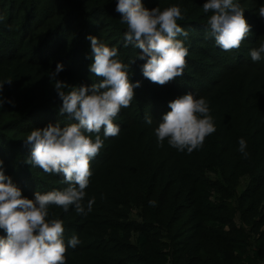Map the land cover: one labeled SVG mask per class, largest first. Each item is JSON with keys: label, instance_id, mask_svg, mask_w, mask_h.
<instances>
[{"label": "trees", "instance_id": "16d2710c", "mask_svg": "<svg viewBox=\"0 0 264 264\" xmlns=\"http://www.w3.org/2000/svg\"><path fill=\"white\" fill-rule=\"evenodd\" d=\"M165 1L142 3L163 11ZM116 4L117 0H0V15L5 17L0 21V84L12 81L3 89V98L13 102L0 108L5 175L31 199L37 191L54 190L43 169L25 163L31 147L24 140L50 123H75L59 115L62 101L50 75L63 64L57 80L88 86L101 82L89 71L93 61L87 37L94 36L117 48L120 61L129 65L131 82L141 85L135 97L148 92L152 100L162 93L204 98L216 131L191 154L167 140L159 149L155 130L171 111V101L159 99L160 109L152 102L154 111L146 112L153 122L146 123L145 130L131 122L114 123L119 134L137 130L122 144L124 153L113 148L104 163L108 167L99 194L118 211L109 210L113 217L107 219L106 231L76 258L89 256L85 264H264V59L253 62L250 56L264 36L261 20L245 16L252 35L240 49L224 51L207 24L213 13L188 10L186 19L178 21L189 33L179 37L189 52L187 67L182 77L161 86L143 76L146 61L136 59L131 65L142 52L132 45L124 47L127 25L115 11ZM18 68L35 71L19 79V89ZM234 78L240 81L232 87ZM111 138L118 143V138ZM241 138L247 143V159L239 152ZM91 170L98 179L97 165ZM242 178L247 184L239 193ZM6 235L0 229V237Z\"/></svg>", "mask_w": 264, "mask_h": 264}, {"label": "clouds", "instance_id": "9594fccd", "mask_svg": "<svg viewBox=\"0 0 264 264\" xmlns=\"http://www.w3.org/2000/svg\"><path fill=\"white\" fill-rule=\"evenodd\" d=\"M205 13L213 15L207 21L216 45L224 50L240 49L242 43L252 35V26L245 19V11L234 0H207L203 5ZM115 11L122 16L121 22L127 25L124 47L129 45L141 50L136 59L146 61L142 74L150 82L164 86L184 75L189 52L183 40L189 33L178 21L186 19L187 9L171 6L147 9L142 0H117ZM259 18L264 19V6L259 8ZM5 17L0 15V21ZM11 27V26H9ZM91 42L93 62L89 71L101 82L91 86L72 87L56 77L64 70L58 64L50 78L55 81L54 88L62 104L59 115L75 121L66 126L60 123L48 124L35 129L24 140L31 147V155L25 161L32 167L43 169L47 174L63 176L68 185L63 191L35 193L34 199L23 197L10 176L5 175L3 161L0 160V229L6 238L0 237V264H67V248L75 249L81 241L74 235L64 240L63 221L50 216V207L56 206L67 213L70 207L77 214L87 215L92 211L94 199L85 205L86 189L93 175L91 161L104 146L100 133L105 138L116 137L120 127L114 124L122 108L131 106L135 98V84L129 77V65L120 61L118 49L108 47L94 36L87 37ZM253 62L264 59V43L250 51ZM9 80L5 84H11ZM5 84H0V108L4 103H13L3 98ZM71 87V91L65 89ZM171 111L162 117L155 130L162 147L164 141L180 152H192L203 147L206 137L215 133L216 127L210 115L209 105L204 98L197 99L192 93L183 95L171 102ZM147 124L153 120L145 116ZM90 134H95L92 139ZM247 143L239 140V152L245 159ZM155 201H149L155 206Z\"/></svg>", "mask_w": 264, "mask_h": 264}, {"label": "rangeland", "instance_id": "374dc122", "mask_svg": "<svg viewBox=\"0 0 264 264\" xmlns=\"http://www.w3.org/2000/svg\"><path fill=\"white\" fill-rule=\"evenodd\" d=\"M207 2V0H166L165 4L160 6L162 9L169 8L171 6H180L181 9H187L190 10L192 8L195 9H201L203 11V5ZM235 3H239L244 11H245V16L248 17V19L252 20H261V29L264 33V19L259 18V8L261 6H264V0H234ZM261 43H264V36L260 40V42L257 43L255 46L258 48ZM260 62V61H259ZM19 69V68H18ZM23 72L25 74H23ZM30 72H35L30 71V70H24L19 69L18 73V89L21 85V81L19 79H23L24 77H29ZM37 74V73H35ZM240 81L239 78H234L231 80V85L234 87L238 82ZM7 82V80H6ZM5 82V83H6ZM68 85L72 87L79 86L76 82L68 83ZM4 88H7V85H4ZM71 91V89L69 90ZM177 97L173 96L172 94H160L156 98L152 100L150 98V93L145 92L141 93L140 95H136L135 99H133L131 106L128 108H122L120 114L116 119H114V123H120L122 125H127L130 126V122L133 124L138 125L140 127V130L143 131L146 129V121H145V116L147 110L148 111H154V107H156L154 104L157 105V109H160L162 106V103H158L159 100H167V101H173ZM154 104H153V103ZM209 105V104H208ZM146 109V110H145ZM210 109V105H209ZM145 110V111H143ZM159 113V112H158ZM159 118V114L155 116V119ZM132 124V127H133ZM137 133V130H133L131 132H125L124 134H119L118 136L115 137V139L118 138V143L113 142L112 138H105L103 135V132L101 131L100 136L101 139L104 141V146L100 150L99 154L91 161V166L92 165H97V173L99 178H95V174L90 177V184L89 187L85 190L86 191V197H85V205L87 204V201L89 199H94V204L92 206V211L89 212L87 215H81L77 214L75 211L74 206L70 207L69 211L65 213L61 208L56 207V206H51L49 211H50V216L49 219L56 218L60 219L63 221V226L65 228V233H64V240L65 243H68V240L71 239L74 235L81 241V243L75 248L68 247L67 252H66V260L67 264H85L87 261H89L90 257L89 256H83V257H78L76 258V255H82L83 249L87 247V245L95 238L97 237L100 233H103L106 231V225L108 223L107 219H112V214L109 213V210L111 213H115L118 211L117 208L113 209L112 206L107 204V202L103 198V194L100 193V188L102 186V181L105 180L103 177L104 173L107 171L108 166H104L106 159L112 151L113 148L117 149V152H119L121 155L124 153L121 149L122 144L126 141H131L133 139L132 134ZM92 136V139H95V134H90ZM121 135V136H120ZM157 147L159 149H162V147L158 144ZM100 164V165H98ZM47 178L49 179V183L54 186V190H60L63 191L66 187H68L67 184L63 182V176L61 175H55V174H47ZM247 180L242 178L240 181V185L237 189V191L240 193L244 186H246ZM23 197H26L28 199V196H26L24 193ZM67 245V244H66Z\"/></svg>", "mask_w": 264, "mask_h": 264}]
</instances>
